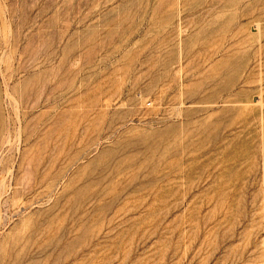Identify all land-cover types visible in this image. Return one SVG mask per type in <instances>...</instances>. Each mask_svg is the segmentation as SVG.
Wrapping results in <instances>:
<instances>
[{"label": "rangeland", "instance_id": "1", "mask_svg": "<svg viewBox=\"0 0 264 264\" xmlns=\"http://www.w3.org/2000/svg\"><path fill=\"white\" fill-rule=\"evenodd\" d=\"M0 264H264V0H0Z\"/></svg>", "mask_w": 264, "mask_h": 264}]
</instances>
